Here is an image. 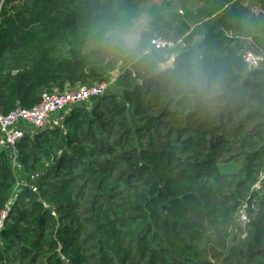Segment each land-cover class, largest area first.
Segmentation results:
<instances>
[{
  "label": "trees",
  "instance_id": "16d2710c",
  "mask_svg": "<svg viewBox=\"0 0 264 264\" xmlns=\"http://www.w3.org/2000/svg\"><path fill=\"white\" fill-rule=\"evenodd\" d=\"M142 14L134 49L84 54ZM0 18L3 114L121 64L104 96L0 146V264H264V65L243 59L264 54V0H6Z\"/></svg>",
  "mask_w": 264,
  "mask_h": 264
},
{
  "label": "built area",
  "instance_id": "2783aa9c",
  "mask_svg": "<svg viewBox=\"0 0 264 264\" xmlns=\"http://www.w3.org/2000/svg\"><path fill=\"white\" fill-rule=\"evenodd\" d=\"M6 0H0V17ZM1 25V18H0ZM156 49L173 48L174 43L164 39H156L152 42ZM248 69H257L264 65V54L247 52L243 56ZM113 82H102L95 86H81L77 89L68 90L64 93H45L41 102L33 108H17L9 114H3L0 110V146L3 149L15 150L16 145L25 137L27 132L37 129L55 127L61 124L64 115L72 106L89 102L104 96ZM264 180V170L260 181L255 185L256 189L261 187ZM12 202L0 213V229L11 210ZM248 220L247 206L245 205L240 215V221L246 223Z\"/></svg>",
  "mask_w": 264,
  "mask_h": 264
},
{
  "label": "rangeland",
  "instance_id": "374dc122",
  "mask_svg": "<svg viewBox=\"0 0 264 264\" xmlns=\"http://www.w3.org/2000/svg\"><path fill=\"white\" fill-rule=\"evenodd\" d=\"M204 0H153V3L163 4L168 6L173 11H181L183 8H194L202 4ZM78 7L86 12H90V7H84L80 2L77 3ZM149 17L147 14H142L134 23L133 27L126 31H115L109 33L103 44H96L86 41L83 44V52L85 55L90 56L97 61H108L114 59L118 55L119 47L122 51L132 50L137 46L141 33L147 28ZM129 35L135 36L134 43L129 44L125 39ZM121 64L118 65L115 72L112 73V79L116 76L120 69ZM116 78V77H115ZM111 81L114 83V81ZM112 83V84H113Z\"/></svg>",
  "mask_w": 264,
  "mask_h": 264
},
{
  "label": "water",
  "instance_id": "95a60500",
  "mask_svg": "<svg viewBox=\"0 0 264 264\" xmlns=\"http://www.w3.org/2000/svg\"><path fill=\"white\" fill-rule=\"evenodd\" d=\"M168 67H174L173 66V63H171V64H165V65H160L158 68H156L155 69V72L151 75V76H149V77H144L143 78V80L141 81V85L143 86V87H148L150 84H152L155 80H156V78H157V76L164 70V69H166V68H168Z\"/></svg>",
  "mask_w": 264,
  "mask_h": 264
},
{
  "label": "clouds",
  "instance_id": "9594fccd",
  "mask_svg": "<svg viewBox=\"0 0 264 264\" xmlns=\"http://www.w3.org/2000/svg\"><path fill=\"white\" fill-rule=\"evenodd\" d=\"M125 39L127 40V42H128L129 44H132V43L135 42L136 37H135V36H132V35H129V36L126 37ZM168 63H169V64L174 63V59L169 60Z\"/></svg>",
  "mask_w": 264,
  "mask_h": 264
}]
</instances>
